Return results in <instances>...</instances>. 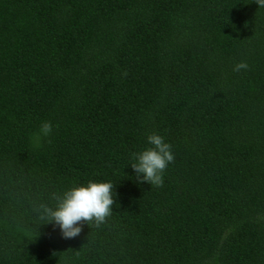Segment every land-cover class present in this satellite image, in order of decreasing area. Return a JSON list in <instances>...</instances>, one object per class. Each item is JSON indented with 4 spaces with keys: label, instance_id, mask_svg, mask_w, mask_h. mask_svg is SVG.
Instances as JSON below:
<instances>
[{
    "label": "trees",
    "instance_id": "1",
    "mask_svg": "<svg viewBox=\"0 0 264 264\" xmlns=\"http://www.w3.org/2000/svg\"><path fill=\"white\" fill-rule=\"evenodd\" d=\"M257 7L0 0V264H264ZM153 132L174 153L158 187L131 167ZM89 180L111 214L63 238L39 206Z\"/></svg>",
    "mask_w": 264,
    "mask_h": 264
},
{
    "label": "clouds",
    "instance_id": "2",
    "mask_svg": "<svg viewBox=\"0 0 264 264\" xmlns=\"http://www.w3.org/2000/svg\"><path fill=\"white\" fill-rule=\"evenodd\" d=\"M257 8H264V0H255ZM247 63L240 61L233 70L246 69ZM51 121H42L39 129L31 137L37 146L41 137H47L52 131ZM150 145L132 154L131 167L136 174V182H147L160 186L163 183L162 173L167 165L174 160V153L170 143L162 135L153 132L147 135ZM113 184L110 180H89L82 184H75L65 189L62 194H54V206L41 204L39 216L46 222L58 227L63 238H73L82 230L81 221L94 222L97 226L103 223L111 214L114 203Z\"/></svg>",
    "mask_w": 264,
    "mask_h": 264
}]
</instances>
